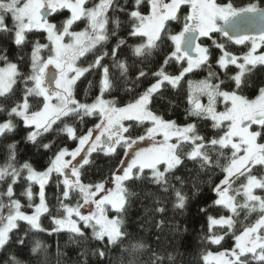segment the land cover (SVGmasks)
I'll return each mask as SVG.
<instances>
[{"label":"snow or ice","instance_id":"snow-or-ice-1","mask_svg":"<svg viewBox=\"0 0 264 264\" xmlns=\"http://www.w3.org/2000/svg\"><path fill=\"white\" fill-rule=\"evenodd\" d=\"M0 264H264V0H0Z\"/></svg>","mask_w":264,"mask_h":264},{"label":"trees","instance_id":"trees-1","mask_svg":"<svg viewBox=\"0 0 264 264\" xmlns=\"http://www.w3.org/2000/svg\"><path fill=\"white\" fill-rule=\"evenodd\" d=\"M89 79H92V77H89ZM86 86H87V81H84V84L81 86V89H83V87H86ZM93 91H97V90L93 89ZM81 99H83L82 90H81ZM88 126H91V125L89 124ZM69 144H72V142H69ZM51 191L52 190L50 189L49 193H51ZM211 195L212 193L210 192V190L206 189V196L210 197ZM208 203H211V201L208 200ZM196 212H197V208L195 205H193L185 216L179 218L183 220L185 222V225L189 228V232L185 233V236L188 238L190 248L193 253L197 250V244H198L197 233L200 231V221L196 215ZM45 223H48V221H45ZM52 243H53V247H55V237L52 238ZM191 258L192 257L190 256L189 259Z\"/></svg>","mask_w":264,"mask_h":264},{"label":"flooded vegetation","instance_id":"flooded-vegetation-1","mask_svg":"<svg viewBox=\"0 0 264 264\" xmlns=\"http://www.w3.org/2000/svg\"><path fill=\"white\" fill-rule=\"evenodd\" d=\"M195 78L199 79V78H202V76H198V77H195Z\"/></svg>","mask_w":264,"mask_h":264},{"label":"rangeland","instance_id":"rangeland-1","mask_svg":"<svg viewBox=\"0 0 264 264\" xmlns=\"http://www.w3.org/2000/svg\"><path fill=\"white\" fill-rule=\"evenodd\" d=\"M222 107V106H221Z\"/></svg>","mask_w":264,"mask_h":264}]
</instances>
